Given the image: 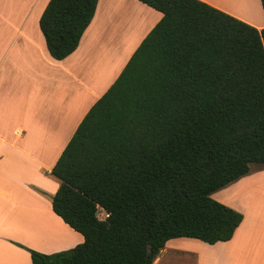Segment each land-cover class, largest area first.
Here are the masks:
<instances>
[{"label": "trees", "instance_id": "16d2710c", "mask_svg": "<svg viewBox=\"0 0 264 264\" xmlns=\"http://www.w3.org/2000/svg\"><path fill=\"white\" fill-rule=\"evenodd\" d=\"M97 1L49 0L39 28L54 60L75 51ZM139 1L161 19L50 172L51 209L83 241L26 249L31 264H153L171 239L226 242L242 221L211 194L264 164V27L200 0Z\"/></svg>", "mask_w": 264, "mask_h": 264}, {"label": "crops", "instance_id": "0c3cea01", "mask_svg": "<svg viewBox=\"0 0 264 264\" xmlns=\"http://www.w3.org/2000/svg\"><path fill=\"white\" fill-rule=\"evenodd\" d=\"M9 1L0 5V33H10L0 56V264H31L29 253L19 245L51 254L83 241L51 209L59 187L51 169L87 111L115 81L161 13L139 0H98L75 51L54 60L39 28L49 0ZM200 1L257 30L264 27V17L253 24L217 0ZM256 6L252 7L260 11ZM252 165L247 175L211 194L243 217L232 238L213 245L171 239L153 264L162 256L190 257L196 251L198 259L201 251L210 256L206 264H264L262 202L256 201L257 208L246 206L247 193L243 200L240 196L247 182L264 174V167ZM190 244L197 250L191 251Z\"/></svg>", "mask_w": 264, "mask_h": 264}, {"label": "rangeland", "instance_id": "374dc122", "mask_svg": "<svg viewBox=\"0 0 264 264\" xmlns=\"http://www.w3.org/2000/svg\"><path fill=\"white\" fill-rule=\"evenodd\" d=\"M217 1L219 4L221 3L222 6L224 5L223 7L227 8L230 12H233L234 14H236L237 16H241L242 18H247V20L251 21L253 24H259L263 20L261 6L258 0H231V1L230 0H221V1L217 0ZM9 2H10L9 0H0V5L6 6V5H9ZM254 4L257 5L256 7L260 8V11L258 10V8L256 10L252 7L254 6ZM9 36H10L9 32L0 33V56L2 54V49H4V47L7 46L10 40ZM259 167H264V164L262 166L259 165ZM255 168H258V166H256L255 164L252 165V169H255ZM256 175L257 176H254V178L250 182H247L246 191L242 189L241 190L242 194L240 196L242 197V200H243L245 194L247 193L245 196V199L243 200V203L246 206L252 205V207L257 208L256 201L259 200V202H262L261 206H263V210H264V174L261 173V174H256ZM245 183L243 185H245ZM263 215H264V212H263ZM97 216L99 219H104L106 217L105 213L101 210L98 211ZM31 226H34V225H31ZM178 243H183V242H178ZM23 249L26 251V249H29V248L24 247ZM190 250L196 251L197 248L193 247L190 244ZM201 253L203 254H201L202 258H199L200 260L198 259V256H197L199 255V251H196V253H194L190 257H185L184 255L181 256V255L169 254L166 256H162L160 261L157 264H198V261H200V264H206L205 262L207 261L206 258L210 256H208L207 254H204V251H201Z\"/></svg>", "mask_w": 264, "mask_h": 264}, {"label": "bare ground", "instance_id": "6f19581e", "mask_svg": "<svg viewBox=\"0 0 264 264\" xmlns=\"http://www.w3.org/2000/svg\"><path fill=\"white\" fill-rule=\"evenodd\" d=\"M220 1H221V0H220ZM230 1H231V0H230ZM224 2H225V1H224ZM228 3H229V2H228ZM228 3H227V4H228ZM220 4H221V3H220ZM224 4H225V3H224ZM229 4H230V3H229ZM229 4H228V5H229ZM223 6H224V5H223Z\"/></svg>", "mask_w": 264, "mask_h": 264}]
</instances>
